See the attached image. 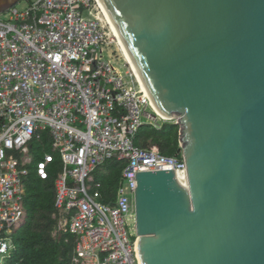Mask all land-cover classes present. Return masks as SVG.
Wrapping results in <instances>:
<instances>
[{"label":"water","instance_id":"1","mask_svg":"<svg viewBox=\"0 0 264 264\" xmlns=\"http://www.w3.org/2000/svg\"><path fill=\"white\" fill-rule=\"evenodd\" d=\"M99 1L187 163L136 172L141 264H264V0Z\"/></svg>","mask_w":264,"mask_h":264},{"label":"built area","instance_id":"2","mask_svg":"<svg viewBox=\"0 0 264 264\" xmlns=\"http://www.w3.org/2000/svg\"><path fill=\"white\" fill-rule=\"evenodd\" d=\"M18 4L0 14V264H21L13 262L14 235L27 217L33 143L45 131L52 151L35 169L49 178L60 154L53 236H75L72 264H141L136 172L187 163L182 154L140 147L135 137L142 126L161 130L175 119L155 109L98 0ZM108 161L124 163L113 204L98 179Z\"/></svg>","mask_w":264,"mask_h":264},{"label":"trees","instance_id":"3","mask_svg":"<svg viewBox=\"0 0 264 264\" xmlns=\"http://www.w3.org/2000/svg\"><path fill=\"white\" fill-rule=\"evenodd\" d=\"M41 141L33 143L35 162L41 160L45 152L52 151V141L49 132H43ZM180 126L168 123L161 130L151 126L139 128L135 142L147 149L155 148L165 155H176L180 146ZM50 176L40 178L36 173L35 162L30 166V173L25 180L24 205L27 217L22 227L14 236L18 246L13 262L21 264H72L76 238L70 233H63L59 238L53 236L57 220L55 179L64 169L60 154L54 153ZM108 173L98 175L103 183L104 201L113 204L116 193L121 186V174L124 163L108 161L105 165Z\"/></svg>","mask_w":264,"mask_h":264},{"label":"bare ground","instance_id":"4","mask_svg":"<svg viewBox=\"0 0 264 264\" xmlns=\"http://www.w3.org/2000/svg\"><path fill=\"white\" fill-rule=\"evenodd\" d=\"M99 1V0H98ZM99 3H100V1H99ZM100 5H101V3H100ZM102 6V5H101ZM102 8H103V6H102ZM104 9V8H103ZM104 11H105V9H104ZM105 13H106V11H105ZM106 15H107V13H106ZM107 17H108V15H107ZM108 19H109V17H108ZM109 21H110V19H109ZM111 22V21H110ZM111 24H112V22H111ZM112 26H113V24H112ZM113 28H114V26H113ZM114 30H115V33H116V36H117V38L119 39V43H120V45H121V47H122V50H123V52H124V55L126 56V59L128 60V63L130 64V66L132 67V69L134 70V72L136 73V70H135V68H134V66H133V64H132V62H131V60H130V58H129V56H128V53H127V51H126V49H125V47H124V45L122 44V42H121V40H120V38H119V35H118V33H117V31H116V29L114 28ZM136 75H137V73H136ZM137 77H138V75H137ZM138 80L141 82V80H140V78L138 77ZM141 84H142V82H141ZM142 86H143V84H142ZM143 88L145 89V87L143 86ZM145 91H146V89H145ZM147 92V91H146ZM154 105V104H153ZM154 107H155V105H154ZM155 109H156V107H155ZM157 110V109H156ZM158 111V110H157ZM158 113H160L159 111H158ZM161 114V113H160ZM163 115V114H162ZM165 116V115H164Z\"/></svg>","mask_w":264,"mask_h":264},{"label":"rangeland","instance_id":"5","mask_svg":"<svg viewBox=\"0 0 264 264\" xmlns=\"http://www.w3.org/2000/svg\"><path fill=\"white\" fill-rule=\"evenodd\" d=\"M27 3H28V0H21V1L19 2V4H18V7H19V8H23V7H25V6L27 5ZM173 122L175 123L176 121L173 120ZM173 122H172V123H173Z\"/></svg>","mask_w":264,"mask_h":264},{"label":"crops","instance_id":"6","mask_svg":"<svg viewBox=\"0 0 264 264\" xmlns=\"http://www.w3.org/2000/svg\"><path fill=\"white\" fill-rule=\"evenodd\" d=\"M101 175V174H100ZM98 179H99V177H98ZM15 236V235H14Z\"/></svg>","mask_w":264,"mask_h":264}]
</instances>
